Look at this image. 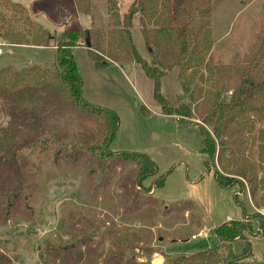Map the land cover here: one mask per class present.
Listing matches in <instances>:
<instances>
[{"label": "rangeland", "instance_id": "374dc122", "mask_svg": "<svg viewBox=\"0 0 264 264\" xmlns=\"http://www.w3.org/2000/svg\"><path fill=\"white\" fill-rule=\"evenodd\" d=\"M12 1L50 32L110 28L107 0H91L90 15L75 0ZM133 1H119L121 15ZM263 24L264 0H213L212 63L231 64L235 55L247 54ZM132 35L149 58L138 16ZM73 53L84 98L119 114L112 153L95 149V114L53 100L29 110L0 97V264H152L157 258L165 264L178 254L218 247L212 231L223 222L246 218L254 222L252 232L263 231L264 208L254 204L248 186L240 179L229 188L218 184V164L207 163L197 124L162 113L154 81L139 64L98 68L86 47ZM54 56L52 46L13 44L4 47L0 69L43 66ZM178 75L175 67L161 82L174 104L183 93ZM54 137L63 143L52 142ZM73 143L77 157L69 150ZM123 151L146 153L157 173L139 182L136 163L125 160ZM251 155L258 159L257 143ZM162 177L164 184L156 187ZM246 234L252 254L245 264H264V235ZM245 248V239L233 242L235 253Z\"/></svg>", "mask_w": 264, "mask_h": 264}, {"label": "trees", "instance_id": "16d2710c", "mask_svg": "<svg viewBox=\"0 0 264 264\" xmlns=\"http://www.w3.org/2000/svg\"><path fill=\"white\" fill-rule=\"evenodd\" d=\"M119 1L107 0L111 17L109 29L67 27L60 32H50L23 4L0 0V42L55 49L54 59L46 65L1 68L0 97L29 110L53 100L58 105L95 114L100 121L95 149L102 147L112 153L110 144L120 125L119 114L84 98L83 79L73 49L79 45L86 47L98 68L139 64L154 81L153 96L162 113L184 117L197 124L207 163L216 161L218 164L214 172L218 184L229 188L233 181L242 180L254 204L264 208V24L247 54L235 55L231 64L215 65L208 57L213 44V0H174L173 5H164L165 0H134L122 15ZM75 3L80 12L92 13L91 0H75ZM136 16L149 58L138 51L133 39ZM175 67L179 70L183 90L178 104L168 100L161 88L162 78ZM56 137L52 142L62 144ZM253 143L259 147L257 160L251 155ZM81 144L92 148L83 141ZM69 150L77 157L79 151L75 144ZM120 154L125 160L136 163L139 182L158 171L156 163L146 153L123 151ZM164 182L165 178H160L156 187ZM253 227L254 222L246 218L223 222L212 231L219 241L218 247L178 254L165 264H245V259L252 254L246 232L264 235V229L252 232ZM238 238L245 239L246 243L240 254L233 250V242Z\"/></svg>", "mask_w": 264, "mask_h": 264}, {"label": "built area", "instance_id": "2783aa9c", "mask_svg": "<svg viewBox=\"0 0 264 264\" xmlns=\"http://www.w3.org/2000/svg\"><path fill=\"white\" fill-rule=\"evenodd\" d=\"M6 46H12L11 44H7L5 42H0V54H2L4 52V47ZM196 235H193L192 238H194Z\"/></svg>", "mask_w": 264, "mask_h": 264}, {"label": "water", "instance_id": "95a60500", "mask_svg": "<svg viewBox=\"0 0 264 264\" xmlns=\"http://www.w3.org/2000/svg\"><path fill=\"white\" fill-rule=\"evenodd\" d=\"M161 260L159 258L155 259L152 264H160Z\"/></svg>", "mask_w": 264, "mask_h": 264}, {"label": "crops", "instance_id": "0c3cea01", "mask_svg": "<svg viewBox=\"0 0 264 264\" xmlns=\"http://www.w3.org/2000/svg\"><path fill=\"white\" fill-rule=\"evenodd\" d=\"M121 1H123V0H121ZM85 15H86V14H85ZM66 26H69V23H66V24H65V27H66ZM0 55H1V54H0ZM229 219H230V217H229Z\"/></svg>", "mask_w": 264, "mask_h": 264}]
</instances>
